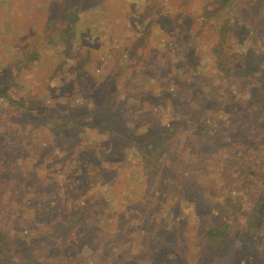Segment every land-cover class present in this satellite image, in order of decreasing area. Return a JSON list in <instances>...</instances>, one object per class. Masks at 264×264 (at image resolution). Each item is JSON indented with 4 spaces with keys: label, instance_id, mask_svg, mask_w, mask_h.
<instances>
[{
    "label": "trees",
    "instance_id": "1",
    "mask_svg": "<svg viewBox=\"0 0 264 264\" xmlns=\"http://www.w3.org/2000/svg\"><path fill=\"white\" fill-rule=\"evenodd\" d=\"M52 1L48 8L54 6L56 0ZM108 1L58 3L61 16L71 20L63 35L76 37L78 30L73 26L83 24L89 29L85 36L94 40L88 32L98 29ZM212 1L171 0V5H178L173 6L176 11L184 2L186 13L179 14L184 27L202 31L208 45L214 46L216 67L229 66L221 55L225 42L236 44L238 74L228 90L219 91L218 87L226 70L215 74L217 86L205 84L194 93L193 88L187 89L188 98L179 97V87L168 83L165 88L170 96L164 103L122 99L115 111L127 118L123 123L111 107L114 92L105 89L84 114L78 112L86 107L76 108L75 104L64 114L49 102L44 108L29 107L28 93L41 90L45 99L63 95L61 79L59 88L49 87L56 80L50 78L51 64L43 68L44 73L49 72L44 77L40 74L35 80H26L31 86L25 88V94L16 92L22 87L19 77L0 79V100L8 103L4 113L0 111V131L4 133L0 136V211L13 208L0 219L10 214L22 216L28 228L26 235L11 233L13 246L0 249L2 264H227L229 259V264H264V23L260 21L264 0ZM120 2L123 10L132 11L131 0ZM19 3L0 0L3 28L11 24L5 21L7 15L12 23L18 21L15 8ZM235 16L250 20L247 40L240 41L238 33L231 32ZM49 18L45 14L38 22L44 26ZM11 32L13 40L22 44L16 36L18 30ZM240 49L249 52V58ZM24 52L39 54L36 46H28ZM173 66L170 81L178 79V68ZM91 68L87 62L82 70L88 74ZM194 72L188 70L184 75L191 78ZM120 75L113 72L109 83L118 85ZM137 78L145 88L153 89L152 76ZM102 80L98 78L97 83ZM36 83L48 86L54 94H47L49 91ZM256 87L260 91H255ZM20 111L41 118L45 130L31 122L24 126L15 113ZM138 114L152 115L147 117L143 134L126 127L137 125L142 130ZM222 117L228 118V123ZM45 135L54 144L51 149L42 144ZM105 135L106 151H100L96 148L102 145L99 136ZM75 140L80 145L68 155L62 145L68 142L74 146ZM130 149H134L133 162L129 161ZM57 151L64 155L58 164ZM138 167L144 181L139 182L142 188L133 200L125 195L107 199L120 172L131 178L129 172L136 175ZM88 177L95 181L93 188L87 185ZM19 197L30 200H17Z\"/></svg>",
    "mask_w": 264,
    "mask_h": 264
},
{
    "label": "rangeland",
    "instance_id": "2",
    "mask_svg": "<svg viewBox=\"0 0 264 264\" xmlns=\"http://www.w3.org/2000/svg\"><path fill=\"white\" fill-rule=\"evenodd\" d=\"M65 1L66 0H56L54 1V6L48 8L53 2L52 0H20L19 5L15 8L18 12L16 13L18 21L12 23L11 16L7 15L5 21L11 23L10 26L4 25L3 28V26L0 25V30L3 29V32H0V79L5 80V78H7L8 80L10 77H19L17 81L19 82V80L22 79L20 82L22 87H19L16 92L17 94H25V88L31 86V83H28L26 80H30L31 78L35 80L36 76L40 74H43L44 77L45 74L49 72L45 70L44 73L43 68L51 64L52 67L50 69L52 71L50 75L52 76L50 78L53 77L56 80L52 83V86L49 87L55 89L59 88L58 80L61 79L59 81L63 82V87L61 88L63 95L61 97L56 96L54 97L55 99H53V97L45 99L41 90L33 94L28 93L26 96V104L29 107L36 109L44 108L45 102H49L52 103L53 108H56L64 114L66 110L75 104L76 108L82 106L86 107L82 110L80 109L78 112L84 114L97 103V96L101 94L104 89L108 92H114V102H111V107L114 111L118 109L116 106H120L119 102H122V99L125 101L126 99L130 100V98H132V102L134 101L136 103H141L143 100H153L154 102L164 103L170 96L168 90L165 88L168 83L170 85L174 82L176 87H179V97H186L188 94L187 89L189 88H193L191 91L194 93V89H203L205 84L216 85L214 82L215 74L218 71L222 72V70H226L227 72L224 71L225 74L222 72L224 77H226L221 81L222 83L219 84V91L228 90L231 86L233 87L231 80L236 79L238 74V61H236L237 58L235 56L236 44L225 42V47L224 50L221 51V55L222 60L224 62L227 61L229 66L223 67L221 64L219 66L216 64V67L213 62L215 54L212 53L214 51V46L211 44L208 45L210 41L207 43L201 30L191 29V26L184 27L182 15L186 13L187 9L184 2L181 3L182 7L173 11L175 9L173 6L178 5H171V0H131L133 9L129 13L123 10V4L120 0L105 2L106 11H103L104 14H102L103 16L101 17L102 21L96 26L98 29L96 32H88V35H91L90 37L94 39L90 40L85 36V32L89 29L83 24L73 26L78 30L76 37L63 35L66 26L71 23V20L66 19L68 20L66 21L60 14L63 10L62 6L58 5V3L62 4ZM214 1L215 0L212 2ZM35 4L36 8L31 9ZM104 5L99 3V8L104 9ZM26 7H28L27 10L25 9ZM96 11H99V9ZM7 13L8 12H6V14ZM180 13H182V15H179ZM244 13L246 15V12ZM45 14H49L50 18L43 26V23L38 21H40ZM2 17L3 16L0 15V18ZM261 17L260 21L264 23V15ZM84 20H87V18ZM7 22L5 24H7ZM249 22V18L245 16H235L231 20L233 25V27L231 25V32H237L240 41L247 40L249 37ZM16 29L19 32L16 34L17 39L23 42L22 44L12 38L15 34L11 31ZM100 32H105V34ZM78 39L82 42H79ZM59 43H62L61 46H57ZM81 43L83 45L79 46ZM263 44L264 41L261 45ZM28 46H36L39 54L34 55L33 52H28L26 55L24 50ZM258 50H260V48ZM240 52L249 58V52L244 49H240ZM61 54L63 55L60 56ZM87 62H90L92 65L91 72L88 74L84 72L85 69L82 70ZM253 64L254 63H252L251 68L254 70L256 66ZM126 65L129 66L123 69L122 67ZM172 66L178 68V70H176L178 72H175V77H178V79H174V81H170L173 80V72H171ZM188 70L195 71L191 78L185 77L184 75V72ZM113 72L116 74H123L122 78L121 75L118 76V85H116V83H109L111 82L110 77ZM169 74H171V78H169ZM211 74H213V76ZM146 75L153 77L152 82H150V85L153 86L152 90L145 88L144 82L141 81L140 78H137V76ZM82 76H84L85 79H82ZM100 77H102L103 80L97 83ZM225 83H227V85ZM36 84L43 88V90L49 91L47 89L48 86L42 83ZM142 88L144 91H141ZM245 88H249V86ZM82 89H84V91ZM260 89L261 88L256 87L255 91H260ZM10 92L12 94V91ZM75 92H78V94H75ZM49 93L54 94V92H47V94ZM91 95L93 96L92 98ZM88 96L91 98V101L88 100ZM174 97L175 96H173V99ZM186 107L188 106L186 105ZM6 108H8V103L5 100H0V111L4 113ZM122 112L125 114L127 113L126 110H122ZM154 112L155 111H153V113ZM15 113L16 115L19 114V119H23L24 126L26 123L30 124L31 122L34 124L35 128L38 127L39 129L42 128V130H45L41 118L28 117L29 114L21 111ZM115 115L119 118V121L121 120L123 122L127 119L117 111H115ZM138 115L139 121H141L142 124V130L137 129V125H127L126 127L130 128L135 134H143L144 128L147 127V117L152 115ZM2 117L5 118L6 115L3 114ZM102 117L103 116L99 117V119L101 120V124H104V118ZM221 119H224V121L228 123V118L222 117ZM21 132L29 136L26 130ZM3 135V131H0V136ZM105 137L108 136H99V142L102 145L96 148L100 151H106L104 144H106L105 140L107 138ZM46 138V135L43 136L44 141L42 144L46 146V149H51L54 144L51 140ZM147 142L148 141H146V143ZM64 144L66 146L62 145V149L66 148L65 152H67L68 155L73 153L72 150L80 145L77 140L74 142L75 147L72 146V143L66 142ZM58 147H60V145ZM84 151L87 154L91 152L88 149ZM54 154L55 157H57L56 162L58 164L61 162L59 158H64V155H61L63 153L59 154L58 151ZM129 155V161L133 162L134 149H130ZM116 166L120 167L117 164ZM125 173L120 172L116 184L107 192V199H122L127 196L128 199L132 201L133 195L139 193V190L142 188L139 182L142 184L144 181L140 175L139 167L137 168L136 175L131 176L132 171L129 172L128 175H130L131 178L127 177ZM85 179L86 178H82V180ZM97 179L99 178L97 177ZM86 182L88 186H92L93 188L95 181H93L92 177H88ZM29 187L30 186H26V189L29 190ZM25 197L24 195V198ZM24 198L19 197L17 200H30L29 198ZM12 209V207H8L5 212L0 211V215L6 216ZM251 210L252 209H250V211ZM216 213L219 214V211H216ZM205 215L206 214L203 216L207 218ZM25 220V217H13L11 214L7 219H0V249L10 244L13 246L14 240L11 238V233L13 231L19 236L28 233V228H26L24 223ZM262 233L264 234V230ZM259 239L261 240L260 237ZM230 262V259L227 260V264ZM0 264H2L1 260ZM218 264H223V262L219 261Z\"/></svg>",
    "mask_w": 264,
    "mask_h": 264
}]
</instances>
